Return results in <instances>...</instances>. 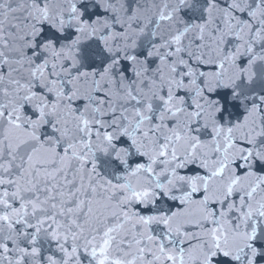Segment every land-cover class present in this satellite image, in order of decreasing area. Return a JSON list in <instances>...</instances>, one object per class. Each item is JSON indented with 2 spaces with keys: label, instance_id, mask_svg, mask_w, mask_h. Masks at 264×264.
Instances as JSON below:
<instances>
[{
  "label": "snow or ice",
  "instance_id": "obj_1",
  "mask_svg": "<svg viewBox=\"0 0 264 264\" xmlns=\"http://www.w3.org/2000/svg\"><path fill=\"white\" fill-rule=\"evenodd\" d=\"M0 264H264V0H0Z\"/></svg>",
  "mask_w": 264,
  "mask_h": 264
}]
</instances>
